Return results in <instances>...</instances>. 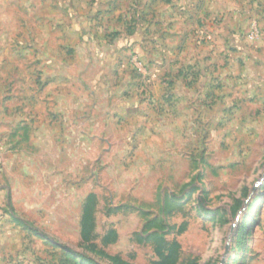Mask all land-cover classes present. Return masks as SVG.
<instances>
[{"label":"rangeland","instance_id":"rangeland-1","mask_svg":"<svg viewBox=\"0 0 264 264\" xmlns=\"http://www.w3.org/2000/svg\"><path fill=\"white\" fill-rule=\"evenodd\" d=\"M205 1L0 0V264H264V59Z\"/></svg>","mask_w":264,"mask_h":264},{"label":"crops","instance_id":"crops-1","mask_svg":"<svg viewBox=\"0 0 264 264\" xmlns=\"http://www.w3.org/2000/svg\"><path fill=\"white\" fill-rule=\"evenodd\" d=\"M98 1L102 3L106 0ZM205 8L208 16L207 21H210V26H212L210 37L213 44L209 46V52L214 56L213 60H215L217 49L214 45L216 39L238 40L236 45H234V41L229 42L233 43L234 49L236 46V51L239 53L240 59L243 60L242 64H238V66L240 65L242 73L245 72L244 76L249 74L256 78L257 68L251 66L248 59L251 54L264 59V0H206ZM216 19L219 22L218 25L215 24ZM253 22L258 26L259 35L254 40H250L248 34ZM263 65L261 62L260 68ZM216 69L221 70L218 67ZM223 73L225 74V72Z\"/></svg>","mask_w":264,"mask_h":264},{"label":"trees","instance_id":"trees-1","mask_svg":"<svg viewBox=\"0 0 264 264\" xmlns=\"http://www.w3.org/2000/svg\"><path fill=\"white\" fill-rule=\"evenodd\" d=\"M88 216H89V208H88V210H87V212H86V219L88 218ZM84 232L86 233L87 232V228H85L84 229ZM114 262H118L119 264H127V263H125V262H123V261H120V260H118V259H112Z\"/></svg>","mask_w":264,"mask_h":264}]
</instances>
